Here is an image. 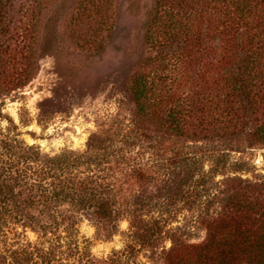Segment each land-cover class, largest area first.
<instances>
[{
	"label": "rangeland",
	"instance_id": "1",
	"mask_svg": "<svg viewBox=\"0 0 264 264\" xmlns=\"http://www.w3.org/2000/svg\"><path fill=\"white\" fill-rule=\"evenodd\" d=\"M154 2L0 0V145L36 147L56 160L54 173L89 177L119 211L108 238L90 217L55 235L9 219L0 228V247L45 249L54 240L61 245L58 256L82 251L105 258L131 241L136 213L159 222L160 239L123 264H164L162 249L171 246L172 235L187 246L204 241L206 223L235 193L259 189L264 199V142L252 127L200 131L197 110L213 105L209 91L219 76L203 67L216 64L218 49L188 73H176L171 92L183 102L184 134L162 128L161 110H138L135 77L168 74L147 39ZM2 154L9 156L5 149Z\"/></svg>",
	"mask_w": 264,
	"mask_h": 264
},
{
	"label": "trees",
	"instance_id": "2",
	"mask_svg": "<svg viewBox=\"0 0 264 264\" xmlns=\"http://www.w3.org/2000/svg\"><path fill=\"white\" fill-rule=\"evenodd\" d=\"M149 16L147 39L158 50L156 58L167 64L163 68L168 74L153 75L150 81L147 76L135 77L132 90L138 110H161L162 128L184 134L187 115L183 102L172 95V83L178 80V71L188 73L195 61L218 49L216 64L203 67V72L216 70L219 76L209 91L213 105L197 110L200 131L225 134L250 125L253 137L264 142V0H155ZM199 71L195 75L202 80ZM168 78L169 84H163ZM0 150V228L12 219L23 229L55 235L60 227L68 230L90 217L102 236L114 234L119 211L92 179L54 173L56 160L43 158L36 147L21 143L13 150L3 142ZM252 191L231 196L220 215L206 223L204 241L187 246L173 234L171 246L162 249L163 263L264 264V199L259 189ZM160 235L157 220L132 213L131 241L105 258L82 251L58 256L55 250L61 245L53 240L45 249L0 247V264H123V258L138 248H154ZM67 247L72 250L70 244Z\"/></svg>",
	"mask_w": 264,
	"mask_h": 264
}]
</instances>
